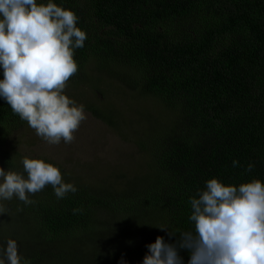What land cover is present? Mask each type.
I'll use <instances>...</instances> for the list:
<instances>
[{
  "label": "trees",
  "instance_id": "obj_1",
  "mask_svg": "<svg viewBox=\"0 0 264 264\" xmlns=\"http://www.w3.org/2000/svg\"><path fill=\"white\" fill-rule=\"evenodd\" d=\"M52 2L73 10L77 27L87 35L84 46L74 50L79 70L70 80L89 82L84 63L90 56L107 55L138 78V99L147 95L159 98V123L146 126L147 131H155L147 173L137 190L124 193L126 203L136 202L141 214L161 211L164 226L183 232L194 227L189 220V200L205 189L208 179L216 177L235 185L254 178L264 182V0ZM87 109L117 125L118 108L111 105L105 112ZM111 115L116 120H110ZM23 122L0 98V135H8ZM7 155L0 151L1 165L10 164ZM234 160L237 167H233ZM250 163L253 168L246 172ZM73 185L77 191L64 198H57L53 191L45 196L29 194L35 203L28 205L19 199L2 201L8 209V225L21 229L18 241L42 244L50 240L62 255L65 233L74 224H83L86 234L100 231L101 226L93 224L106 206L103 188L94 192L80 181ZM128 204L122 205L125 212ZM73 209L82 211L74 214ZM152 228L155 230L143 231L140 239L132 224L116 242L118 248L105 255L102 248L90 251V260L143 264L150 254L147 243H154L158 236L169 243L178 239L179 234L170 238L165 230ZM180 255L188 264L190 254L180 250Z\"/></svg>",
  "mask_w": 264,
  "mask_h": 264
},
{
  "label": "clouds",
  "instance_id": "obj_2",
  "mask_svg": "<svg viewBox=\"0 0 264 264\" xmlns=\"http://www.w3.org/2000/svg\"><path fill=\"white\" fill-rule=\"evenodd\" d=\"M77 21L73 10L52 0H0V98L50 145L73 142L87 118L84 106L64 94L79 70L74 50L87 39ZM22 164L26 178L0 167V201L16 197L33 204L29 194L48 185L57 198L77 191L52 163L26 156ZM252 168L250 163L245 171ZM189 204L193 229L179 232L157 226L170 238L179 234L178 239L169 243L158 236L148 245L150 254L143 264H184L180 250L190 254L188 264H264V182L254 178L235 185L213 177ZM80 211L73 209L74 214ZM4 213L8 209L0 203V214ZM0 264H22L16 240L8 239L0 247Z\"/></svg>",
  "mask_w": 264,
  "mask_h": 264
},
{
  "label": "rangeland",
  "instance_id": "obj_3",
  "mask_svg": "<svg viewBox=\"0 0 264 264\" xmlns=\"http://www.w3.org/2000/svg\"><path fill=\"white\" fill-rule=\"evenodd\" d=\"M84 67L89 69V82L78 84L69 80L64 90V94L77 105L84 106L87 117L74 133L73 142L61 141L58 145H50L25 121L10 130L8 135H0V151L6 152L11 159L9 165L0 164V167L6 171H16L26 178L23 158L27 156L43 159L60 169L66 183L80 181L94 192H97V187L103 188L100 191L107 195L106 206L101 207L103 213L93 224L101 228L90 235L83 231V224H74V228L65 233V252L60 255V249L50 240L42 244L18 241L17 238L22 235L19 225L9 226V218L5 219L6 216L9 217L8 213L0 214V247L6 245L8 239L16 240L22 264L24 260L29 264H47L57 260H62L65 264H111L104 260L91 261L90 251L102 248L105 255L110 252L109 249L118 248L120 245L116 242L127 234V229L132 224L140 239L144 237L143 231L155 230L152 226L160 230L157 226L163 225L161 211L155 215L141 214L138 210L140 205L136 202L128 204L124 200V193L130 195L137 190L146 176V161L154 149L151 138L155 134V131H147L146 126L152 121L159 123L157 119L162 113L158 109L159 98L147 95L138 99V78L131 70L107 55L90 56ZM0 71L3 72V69L0 68ZM111 105L119 109L117 125H110L87 109L90 106L105 112ZM109 119L116 120V117L111 115ZM53 191L52 186L48 185L39 193L45 196ZM137 193L139 194V190ZM14 199L18 200L13 197L9 201ZM124 204H128L126 212L122 209ZM124 218L131 221L125 222ZM27 228L28 223L25 222L24 234ZM110 237H113L112 240L105 244V240L109 241Z\"/></svg>",
  "mask_w": 264,
  "mask_h": 264
}]
</instances>
